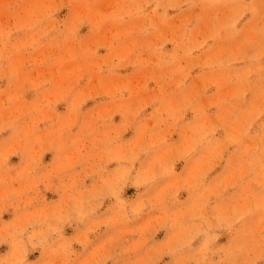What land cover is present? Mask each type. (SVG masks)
I'll return each mask as SVG.
<instances>
[{"label":"rangeland","instance_id":"1","mask_svg":"<svg viewBox=\"0 0 264 264\" xmlns=\"http://www.w3.org/2000/svg\"><path fill=\"white\" fill-rule=\"evenodd\" d=\"M0 264H264V0H0Z\"/></svg>","mask_w":264,"mask_h":264}]
</instances>
